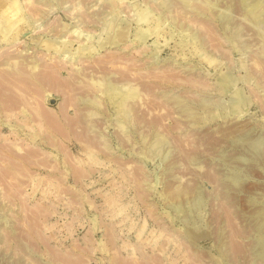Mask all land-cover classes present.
Here are the masks:
<instances>
[{
    "label": "rangeland",
    "instance_id": "obj_1",
    "mask_svg": "<svg viewBox=\"0 0 264 264\" xmlns=\"http://www.w3.org/2000/svg\"><path fill=\"white\" fill-rule=\"evenodd\" d=\"M0 264H264V0H0Z\"/></svg>",
    "mask_w": 264,
    "mask_h": 264
},
{
    "label": "bare ground",
    "instance_id": "obj_2",
    "mask_svg": "<svg viewBox=\"0 0 264 264\" xmlns=\"http://www.w3.org/2000/svg\"><path fill=\"white\" fill-rule=\"evenodd\" d=\"M256 9V5H254V6H252L251 7V9L249 10L250 11V14H252L253 12H254V10ZM6 11V10H5ZM251 11H253V12H251ZM3 12H4V10H3ZM5 13V12H4ZM250 14H248V15H250ZM6 23H8V24H10L9 23V21H7ZM8 24H6V25H8ZM26 64V63H25ZM21 66V65H20ZM31 66H33V69L35 70V68L37 67L36 65H31ZM22 67H23V63H22ZM21 67V68H22ZM24 68L27 70V69H30L31 70V67L30 68H28V67H25V65H24V67H23V70H24ZM29 70V71H30ZM32 71V70H31ZM36 71V70H35ZM32 73H35L34 71H32ZM32 73L30 74V75H28L29 76V80H31L30 78H32V79H36V76H33V75H35V74H33L32 75ZM21 74V73H20ZM20 74H18L17 76H19V77H21V78H19V79H21V81L24 79L23 77V75H21L20 76ZM32 75V76H31ZM7 76V75H6ZM23 76V77H22ZM31 76V77H30ZM34 82H35V80H33ZM41 81V80H40ZM107 84H108V82H107ZM118 84H110L109 83V85H107L108 86V88L109 87H111V88H107V90H109L110 91V89L112 90L111 91V93L113 92V91H116V92H114V94L113 95H111L110 94V98L111 99H115L116 101H115V103H116V105H117V107H118V109L120 110H122V108H124V107H126V104H127V102L129 101V100H132V99H134V98H136V96H137V92H136V90L134 89V88H132V90L130 91H128V92H124V93H121L120 92V88L117 86ZM122 86H123V84H122ZM121 86V87H122ZM117 91H119V92H117ZM15 94V93H14ZM18 95V94H17ZM14 96V95H13ZM19 96V97H18ZM17 96V98H18V100H19V98L21 99V95H18ZM21 96V97H20ZM15 97H16V95H15ZM22 100V99H21ZM16 101H17V99H16ZM20 101V100H19ZM18 101V102H19ZM110 101V100H109ZM111 102V101H110ZM20 103V102H19ZM18 103V104H19ZM21 103H23V102H21ZM114 103V102H113ZM125 109V108H124ZM22 110V111H21ZM20 111H21V113L23 112L25 115H27V113L25 112L26 110L25 109H21ZM25 110V111H24ZM123 111V110H122ZM35 118V117H34Z\"/></svg>",
    "mask_w": 264,
    "mask_h": 264
},
{
    "label": "water",
    "instance_id": "obj_3",
    "mask_svg": "<svg viewBox=\"0 0 264 264\" xmlns=\"http://www.w3.org/2000/svg\"><path fill=\"white\" fill-rule=\"evenodd\" d=\"M51 103H52V104H54V103H55V101H51Z\"/></svg>",
    "mask_w": 264,
    "mask_h": 264
}]
</instances>
